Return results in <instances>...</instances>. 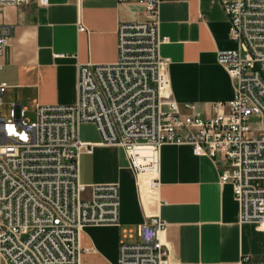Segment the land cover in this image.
<instances>
[{
	"label": "built area",
	"instance_id": "built-area-1",
	"mask_svg": "<svg viewBox=\"0 0 264 264\" xmlns=\"http://www.w3.org/2000/svg\"><path fill=\"white\" fill-rule=\"evenodd\" d=\"M30 1L0 0V14L6 4ZM161 1L137 0L147 18L117 26L114 62L78 66L74 103L37 105L32 118L13 102L6 117L0 111V263L75 264L85 226L119 223V185L79 180L80 155L93 147L79 136L87 122L100 143L124 149L136 180L143 176L152 190L165 144L217 158L239 221L264 224V0H220L237 47L216 53L233 92L211 104L210 117L192 105L183 112L169 95V59L158 52L166 40L158 34ZM9 33L0 22V69ZM6 87L0 80V109ZM165 227L157 215L145 218L137 242H119L116 264H165ZM240 264L264 262L243 256Z\"/></svg>",
	"mask_w": 264,
	"mask_h": 264
},
{
	"label": "crops",
	"instance_id": "crops-1",
	"mask_svg": "<svg viewBox=\"0 0 264 264\" xmlns=\"http://www.w3.org/2000/svg\"><path fill=\"white\" fill-rule=\"evenodd\" d=\"M146 18L137 0L6 4L0 14L10 30L1 58L3 103L25 107L29 118L37 105L74 103L78 66L114 62L117 26ZM228 31L220 0L160 2L158 34L166 40L158 52L169 59V95L183 112L192 105L210 117L213 102L232 97L233 80L216 60L218 51L237 47ZM79 136L93 144L91 153L80 155V182L117 183L120 206L118 224L83 228L75 264H116L119 242H137L139 225L152 215L166 222L165 264H240L243 256L264 262V224L239 221L231 185L219 180L223 164L217 158L195 156L187 144H165L159 186L152 190L143 176L136 180L122 147L100 143L93 124H80Z\"/></svg>",
	"mask_w": 264,
	"mask_h": 264
},
{
	"label": "rangeland",
	"instance_id": "rangeland-1",
	"mask_svg": "<svg viewBox=\"0 0 264 264\" xmlns=\"http://www.w3.org/2000/svg\"><path fill=\"white\" fill-rule=\"evenodd\" d=\"M8 106H7V103L6 102H4L2 105H1V109H0V111H1V115L2 116H4V117H6L7 115H8Z\"/></svg>",
	"mask_w": 264,
	"mask_h": 264
}]
</instances>
